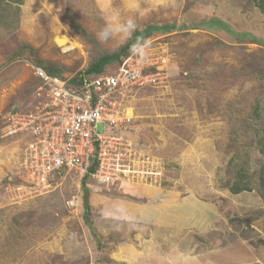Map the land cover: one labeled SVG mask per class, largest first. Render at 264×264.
Listing matches in <instances>:
<instances>
[{"label": "rangeland", "instance_id": "rangeland-1", "mask_svg": "<svg viewBox=\"0 0 264 264\" xmlns=\"http://www.w3.org/2000/svg\"><path fill=\"white\" fill-rule=\"evenodd\" d=\"M126 4H139L142 14ZM112 13L134 15L135 32H150L140 40L150 42L143 64L167 69L165 81L119 98L132 123L116 132L138 163L149 158L154 174L136 164L134 176L109 182L80 183L64 171L38 192L15 190L17 180L8 187L18 171L30 181L21 170L27 137L3 138L2 128L8 112L40 99L33 65L75 78L115 55L135 32L123 44L100 42L103 14ZM131 48L101 73L113 72ZM263 130L264 16L254 0L25 1L18 28L0 27V264H264V250L254 253L244 239L263 243L264 197L255 176ZM244 165L255 189L235 202L230 185Z\"/></svg>", "mask_w": 264, "mask_h": 264}, {"label": "built area", "instance_id": "built-area-1", "mask_svg": "<svg viewBox=\"0 0 264 264\" xmlns=\"http://www.w3.org/2000/svg\"><path fill=\"white\" fill-rule=\"evenodd\" d=\"M143 63L132 54L113 72L83 73L75 78L52 74L34 64V73L40 80V99L30 110L8 112L2 128L3 138L27 137L21 170L30 181L18 171L16 176H8L7 186L17 180L15 190L38 192L41 185L49 187L53 178L64 171L73 172L80 183L89 174L97 182H109L133 175L136 164L145 168L141 173L154 174L153 166H146L149 158L138 163L125 144L123 132H116L132 123V116L125 114L119 98L134 88L155 85L167 78L166 68L150 60ZM71 80L75 86L70 85ZM99 123L105 124L104 133L98 132ZM95 163V171L90 173ZM78 201L79 196H73L71 204Z\"/></svg>", "mask_w": 264, "mask_h": 264}, {"label": "trees", "instance_id": "trees-1", "mask_svg": "<svg viewBox=\"0 0 264 264\" xmlns=\"http://www.w3.org/2000/svg\"><path fill=\"white\" fill-rule=\"evenodd\" d=\"M24 2L25 0H0V27L8 28L9 31L10 30L13 31L18 28L20 7L24 4ZM254 3H255V7L258 9L260 14L264 16V0H254ZM8 8H12V12L8 13L7 12ZM6 13L8 16H6ZM4 17H7V18L13 17V19L11 20V22L6 23L4 21ZM213 20L214 21L218 20V22L222 21L220 19H211V21ZM73 25L77 33L82 34L84 36H88V32L81 26L80 23L73 20ZM167 27H171V26H167ZM220 27L221 26H219L218 29L223 30ZM230 28L232 27L230 26ZM149 33L150 32H148L147 29L141 32H135L132 38L130 39V41L118 53H116L115 55H104V56L99 57L98 59L92 61L90 66L83 73L87 75H90L94 72H96L97 74H100L103 69V66L107 63V61L110 58L112 59L115 57L119 58L120 56L125 55L129 48H131L137 41H140L144 35H147ZM49 72L52 74H57L56 72H53L51 70H49ZM83 73L80 72L79 75ZM70 85L75 86L76 82L74 80H71ZM260 146H261V153L264 155V139L260 141ZM95 168H96V163L90 169V173H93L95 171ZM248 171L249 170L248 168H246L245 165L239 168L236 174L235 180L230 185V190L232 193L237 194L243 191H253L255 189L254 186L252 185L253 175L250 174ZM255 176H257V181H258L257 189L259 193L261 194V196L264 197V160L260 163V166L258 170L256 171ZM88 177H91V175L89 174L88 176H86L84 178L85 180L84 182L88 180Z\"/></svg>", "mask_w": 264, "mask_h": 264}, {"label": "clouds", "instance_id": "clouds-1", "mask_svg": "<svg viewBox=\"0 0 264 264\" xmlns=\"http://www.w3.org/2000/svg\"><path fill=\"white\" fill-rule=\"evenodd\" d=\"M125 8L130 13H141L139 4H126ZM104 23L97 32L100 42H116L123 44L127 42L137 29L134 15L122 18L119 13L103 14ZM150 42L147 40L137 41L130 49L131 53L142 61L149 58ZM235 194V193H234Z\"/></svg>", "mask_w": 264, "mask_h": 264}, {"label": "crops", "instance_id": "crops-1", "mask_svg": "<svg viewBox=\"0 0 264 264\" xmlns=\"http://www.w3.org/2000/svg\"><path fill=\"white\" fill-rule=\"evenodd\" d=\"M25 1H27V0H25ZM114 71V70H113ZM105 73H108V72H105ZM246 192H252V191H243V192H241V193H237V194H234V193H232V195H234L233 197H235V196H237V198H235L234 199V201L236 202V199L238 200V201H241L242 199H241V195L243 194V193H246ZM228 197V196H227ZM241 199V200H240ZM233 201V202H234ZM175 204H173V206H174ZM216 207V206H215ZM169 208V207H168ZM237 208V207H236ZM216 209V211H214V213H213V215L212 216H218V215H220V213H219V210H218V208H215ZM222 209H223V207H222ZM213 210V209H212ZM211 216V217H212ZM220 218V217H219ZM222 218H227V217H221V219ZM213 222V221H212ZM215 224H218V220H216L215 221ZM229 225V224H228ZM213 227H215V229H218V227H216V226H213ZM264 233V231H261V233ZM259 234V233H258ZM259 235H261V234H259ZM245 239V241H250L252 244H253V252L254 253H256V251L258 250V249H263L264 250V235H263V238L262 237H260L259 239H261L262 241H263V243H259V241L257 240V239H255L254 237H247V238H244ZM219 249H221V248H219ZM253 252H252V254H253ZM217 254H219V252L217 253ZM261 254H257V255H252V257H251V259L250 260H254L255 261V259L256 258H258L259 256H260ZM262 256V255H261ZM262 257H264V256H262ZM241 262H245V261H241ZM249 262V261H248ZM261 262V261H260ZM234 264V263H233ZM238 264H241V263H238Z\"/></svg>", "mask_w": 264, "mask_h": 264}, {"label": "bare ground", "instance_id": "bare-ground-1", "mask_svg": "<svg viewBox=\"0 0 264 264\" xmlns=\"http://www.w3.org/2000/svg\"><path fill=\"white\" fill-rule=\"evenodd\" d=\"M66 41H67V39H66L65 37H58V38H57V43H58V44L63 45V44L66 43Z\"/></svg>", "mask_w": 264, "mask_h": 264}, {"label": "water", "instance_id": "water-1", "mask_svg": "<svg viewBox=\"0 0 264 264\" xmlns=\"http://www.w3.org/2000/svg\"><path fill=\"white\" fill-rule=\"evenodd\" d=\"M64 76V75H63ZM89 192L86 193V203H88Z\"/></svg>", "mask_w": 264, "mask_h": 264}]
</instances>
